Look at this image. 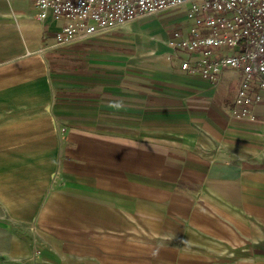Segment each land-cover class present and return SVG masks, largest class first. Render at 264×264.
<instances>
[{"label": "crops", "instance_id": "obj_1", "mask_svg": "<svg viewBox=\"0 0 264 264\" xmlns=\"http://www.w3.org/2000/svg\"><path fill=\"white\" fill-rule=\"evenodd\" d=\"M187 13L59 45L63 18L0 0V176L46 241L22 264H264V98L235 116L241 71L181 68Z\"/></svg>", "mask_w": 264, "mask_h": 264}, {"label": "built area", "instance_id": "obj_2", "mask_svg": "<svg viewBox=\"0 0 264 264\" xmlns=\"http://www.w3.org/2000/svg\"><path fill=\"white\" fill-rule=\"evenodd\" d=\"M39 17L63 18L57 44L69 45L164 9L188 6L189 35L171 44L192 55L181 68L217 87L223 71H241L231 112L257 120L264 92V0H33ZM177 55V53H175Z\"/></svg>", "mask_w": 264, "mask_h": 264}, {"label": "rangeland", "instance_id": "obj_3", "mask_svg": "<svg viewBox=\"0 0 264 264\" xmlns=\"http://www.w3.org/2000/svg\"><path fill=\"white\" fill-rule=\"evenodd\" d=\"M48 145L49 142H48ZM11 178V179H10ZM34 181H41L46 178L47 183L50 184L53 177H32ZM13 179V176H0V264H22V258H15L10 254L9 249L13 246L14 239H20V246L25 243V247L30 249L31 259H35V255L40 253L39 250L45 247L46 241L39 234V227L37 224L28 221V219L18 218L12 213V208L8 205H13L12 189L13 186L7 185V180ZM49 187V186H48ZM28 199L37 197L34 193H25ZM39 195V194H38ZM17 217V218H16Z\"/></svg>", "mask_w": 264, "mask_h": 264}]
</instances>
